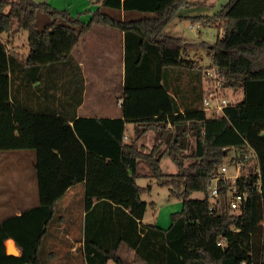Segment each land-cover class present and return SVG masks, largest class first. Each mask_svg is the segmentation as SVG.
Instances as JSON below:
<instances>
[{"label": "trees", "instance_id": "1", "mask_svg": "<svg viewBox=\"0 0 264 264\" xmlns=\"http://www.w3.org/2000/svg\"><path fill=\"white\" fill-rule=\"evenodd\" d=\"M191 4L100 0L84 21L46 1L0 0V151L35 150L39 189L38 205L20 214L2 213L0 264H43L40 251L62 223L56 201L78 182L85 183L87 264H133L123 247L145 264H264V0H228L212 16L182 15L181 8ZM102 6L116 9L117 15ZM177 17L222 29L213 44L199 43L212 63L196 73L189 44L165 32ZM94 24L125 33L122 117H78L75 112L83 100L84 79L72 52ZM16 26L28 30L27 55L10 49L3 38ZM214 65L225 87L241 88L244 94L216 116L203 108L205 69ZM35 82L39 95L31 93ZM55 100L74 108L54 106ZM129 122L135 123L132 140L125 138ZM149 131L157 133V141L151 148L139 145ZM231 148L253 151L251 157L231 159L234 164L252 160L249 170L219 179L214 198L212 181L223 175ZM165 153L177 172L163 170ZM141 160L160 185L183 197L166 228L143 223L149 203L142 195L151 185L138 183L144 175L138 169ZM232 186L246 192L235 210L229 204ZM195 191L204 196L192 198ZM10 238L19 255L8 253ZM221 239L223 245L217 243Z\"/></svg>", "mask_w": 264, "mask_h": 264}, {"label": "rangeland", "instance_id": "2", "mask_svg": "<svg viewBox=\"0 0 264 264\" xmlns=\"http://www.w3.org/2000/svg\"><path fill=\"white\" fill-rule=\"evenodd\" d=\"M36 1L39 2L46 1L55 7L67 8L70 10V12L73 15L80 14V17L84 21H88L91 17V13L89 12V9H96L101 6L100 4L97 3L98 0H36ZM227 1L228 0H192V4L190 6L181 8L180 13L181 14L189 13L191 15L207 14L209 16H212ZM102 10L112 15H117L118 13L116 9L105 6H102ZM138 13L139 16L145 15V13L143 12H138ZM99 27H103V26L98 24L95 25L96 30L102 29ZM166 30L165 32L167 34L170 33L173 34V36H180L183 39H185V41L189 44V48H188L189 56L197 60L193 72L196 73L199 70V67H207L212 63L208 49L202 47L201 45H199V43L202 40L207 41L209 44H213L216 41L219 35V28L216 25L213 24L205 25L202 22H194L192 20H189L188 18L182 19L180 17H177L171 22L170 25H168ZM117 31H118L117 38L119 39L120 31L119 30ZM3 38L5 41H7L10 49L15 50L22 54H26L28 52L29 49L28 30L19 29L16 26L15 30L12 33L3 34ZM98 39H99L98 34H96L95 32H92L90 34L88 42L86 43L89 50L97 49ZM119 51H120V47H119ZM119 75H120V70L117 69L114 78L102 77L99 80L98 83L99 86L97 88H99L100 97H102L103 95L104 96L108 95V93L106 92L110 90L109 87L111 86L110 83H112L113 80L115 83H118ZM206 84L207 82L204 83V85ZM91 86L89 85V88ZM95 92L93 91L91 94H89L88 100L93 99V95ZM225 93L229 99L235 102L242 100L244 97L243 90L241 88L234 89L232 87H226ZM93 100L97 102L98 99L96 94ZM108 101H109L108 98L107 99L103 98V101H99V102H101L100 104L104 106L107 105ZM206 111L208 115L212 114L210 109H207ZM130 132L132 133L133 130L131 129L130 131H128V133ZM134 134L136 135L135 128H134ZM140 138L142 140L138 141L139 145L143 144L146 147L151 148L153 144L157 141V133L155 131H149L147 133H144ZM189 140H192L194 144L193 137L190 136ZM190 149L191 148L189 147L187 151H190ZM12 153H15L17 156L13 154V156H9L5 158V160L3 161L4 164L0 166V174L3 175L5 179L3 182H0V195L2 193V196H0V210L3 209L5 206L7 207L9 213L10 211L13 212V210H15L17 206L20 205L22 207L30 206V205L32 206L39 201L38 179L33 166L35 160V150L33 149L14 150ZM243 154H245V156L248 155L249 157L254 155L253 151H249L247 153L245 150L236 149V148H231L229 150L224 161V165L226 164V168H227L226 172L229 176L234 177L238 175L236 174L237 173L236 165L237 166L239 165L241 170L240 173L248 172L249 164L251 163L252 160L247 161L246 158L245 160L238 161L236 164H234L231 161L233 157H242ZM161 166L163 170L167 173H175L179 170L177 164L172 160V158L168 153H165L163 155V158L161 160ZM138 169L141 173L144 174L141 175L140 178L138 179L139 184H141L142 186L151 185V190L142 195V198L149 203L148 210L144 218V222L156 224L158 226L166 228L171 223V214L173 212H177L181 210L183 205V197L181 195L172 194L168 186L160 185L157 182V179L154 176L147 162L141 160ZM22 177L27 178V182L25 183V185L27 186L28 189L27 190L12 189V186L15 185L17 179H21ZM5 186H7V189ZM73 191H77V190H73ZM26 194L28 195V199L24 198V195ZM203 196L204 193L201 191H195L191 195L192 198H202ZM77 197H78V193L76 192L74 199L71 201L76 203L75 204L71 203V206L69 207L70 208L69 212L71 214L70 217L76 221L80 220L81 217V213H80L81 209L78 211ZM69 199L71 200V192L64 195L63 198H61L58 203L59 205L60 203H64V202L65 204H67L69 202ZM150 203H154L155 207L152 206ZM57 208L59 209L58 205ZM60 213L62 212H60L59 209V214ZM65 216H66L65 218L68 220L65 221L66 222L65 227L70 228L71 226V222L69 221L70 218L67 215ZM76 224L77 226L79 225L78 223ZM6 245H8L7 242ZM40 257L43 261V264H51V262H49L50 261L49 256L47 255L46 250L44 248H42L40 251ZM140 263L145 264L144 262H140Z\"/></svg>", "mask_w": 264, "mask_h": 264}, {"label": "crops", "instance_id": "3", "mask_svg": "<svg viewBox=\"0 0 264 264\" xmlns=\"http://www.w3.org/2000/svg\"><path fill=\"white\" fill-rule=\"evenodd\" d=\"M98 4H100V0L97 1ZM98 9V8H96ZM96 9H89L90 11H95ZM81 13V12H79ZM91 13V12H90ZM184 16H190L191 14L185 13L182 14ZM204 15V14H200ZM207 15V14H206ZM171 24V23H170ZM169 24V25H170ZM94 24L91 29L84 33L82 36H80V39L76 43L73 49V57L74 59L80 64L81 66V72L84 79V91H83V100L80 105H77L75 112L78 117L85 116V117H122L123 116V108L122 104L124 101L125 96V33L120 31V37L118 36V29L110 27V26H103L99 27L102 29H95ZM99 25V24H98ZM168 27V26H167ZM219 28V27H218ZM167 31V30H166ZM92 32H95L98 34V47L94 50H89L86 43L88 42V39L90 37V34ZM222 33V29L219 28V35ZM169 35H173L170 34ZM218 35V36H219ZM218 38V37H217ZM119 41V42H118ZM120 47V51H119ZM30 50V45L28 52ZM91 51V52H89ZM119 51V52H118ZM28 52L24 55H27ZM22 54V53H21ZM119 67V68H118ZM117 69L120 70L119 75V81L118 83H115L114 80L112 81L110 90L107 91L108 95H103L100 97V91L99 88H97L99 85V80L102 77H110L114 78ZM39 82H35L32 84V94L39 95L40 91H34V86L38 84ZM95 84V87H94ZM89 85L91 86L89 88ZM95 92L93 95L96 94L97 96V102H95L93 99L88 100L89 94L92 92ZM37 95H34L35 100L33 101L35 105L34 107L37 108L38 105H40L37 100L39 99ZM101 98V99H100ZM104 99H109L107 105L102 106L99 101H103ZM70 100V97L69 99ZM39 101V100H38ZM73 103H75V100H71ZM60 101L55 100V105L57 107H61L62 109H71L73 110L72 105H58ZM41 106H50V105H43ZM71 124H73V121H71ZM134 128L135 123L129 122L127 124V131H126V140H132L135 137L134 134ZM133 130V132L128 133V131ZM142 140L141 138L139 141ZM14 150L10 151H0V166L4 164L5 158L9 156L16 155L15 153H12ZM17 156V155H16ZM35 160H36V154H35ZM34 160V163H35ZM34 166V165H33ZM239 169V171H238ZM35 170V169H34ZM236 174H240L241 170L239 165H236ZM20 178V177H19ZM5 179L3 175L0 174V182H3ZM27 182V178L22 177L21 179H17L15 182V185L12 186V189L17 190H27V186L25 183ZM17 183V184H16ZM139 183V182H138ZM141 185V184H140ZM20 186V187H18ZM7 189V186H5ZM77 188V189H76ZM77 190V191H73ZM71 192V200L69 199V202L67 204L60 203L59 200L63 198L64 195ZM78 193L77 197V205H78V211L81 209V217L80 220H73V218L70 217V206L71 203L75 204L76 202H71L74 199V196ZM60 199L56 201V204L59 206L60 214H63L62 223L58 225V232H55L48 240L46 245V250L51 255L49 256L51 259L52 264H87L85 255H84V229H83V217L86 213L84 208V198H85V183L84 182H78L74 185H72ZM2 196V193L1 195ZM24 198L28 199V195H24ZM35 203V202H34ZM39 204V201L35 203L34 205L25 206L22 207L17 206L15 208V213L20 214L22 208H29L33 207ZM9 206V205H7ZM8 211L7 207L4 206L3 209L0 210V219H2V213ZM65 215L69 216V221L71 222V226L65 227V221H68L65 217ZM78 223L79 225L77 226ZM143 223L144 219H143ZM11 239V238H10ZM15 242V241H14ZM16 245V244H15ZM20 250V249H19ZM122 254L125 256H128L131 261H133V264H141V261L134 260L135 251L134 250H128L126 247H123L121 250ZM114 264L113 261H109L108 264Z\"/></svg>", "mask_w": 264, "mask_h": 264}, {"label": "built area", "instance_id": "4", "mask_svg": "<svg viewBox=\"0 0 264 264\" xmlns=\"http://www.w3.org/2000/svg\"><path fill=\"white\" fill-rule=\"evenodd\" d=\"M204 74L206 76L207 84L203 97V108L205 110L210 109L212 112L211 115L213 116L220 115L223 113L225 106L234 103L235 101L229 99L225 93L226 87L224 86L223 76L221 75L218 66L214 65L206 68ZM226 171V164H223L221 167V172L223 173V175L213 179L212 181L211 194L214 198H217L219 196L218 180L221 178L226 180V178L229 177ZM236 176H234L233 178H235ZM228 196L230 207L232 210H235L240 206V203L246 197V192L239 191L237 186H232L228 192ZM224 242L225 239H221L217 243L219 245H223Z\"/></svg>", "mask_w": 264, "mask_h": 264}, {"label": "water", "instance_id": "5", "mask_svg": "<svg viewBox=\"0 0 264 264\" xmlns=\"http://www.w3.org/2000/svg\"><path fill=\"white\" fill-rule=\"evenodd\" d=\"M261 134L264 135V131H262ZM7 251H8V253L13 254V255H19L20 254V250L15 245V242H14V244H8L7 245Z\"/></svg>", "mask_w": 264, "mask_h": 264}, {"label": "bare ground", "instance_id": "6", "mask_svg": "<svg viewBox=\"0 0 264 264\" xmlns=\"http://www.w3.org/2000/svg\"><path fill=\"white\" fill-rule=\"evenodd\" d=\"M7 244H14V240L13 239H8L7 240Z\"/></svg>", "mask_w": 264, "mask_h": 264}]
</instances>
